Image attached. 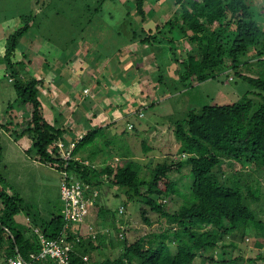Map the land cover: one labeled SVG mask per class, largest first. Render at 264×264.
I'll return each mask as SVG.
<instances>
[{
  "label": "trees",
  "instance_id": "16d2710c",
  "mask_svg": "<svg viewBox=\"0 0 264 264\" xmlns=\"http://www.w3.org/2000/svg\"><path fill=\"white\" fill-rule=\"evenodd\" d=\"M111 1L110 4L114 5L115 1L119 7L125 8L119 0ZM104 2L100 0V9ZM164 4L176 6L179 12L162 25L152 23L149 12L153 7L160 8ZM133 5V11L125 8L123 15H117L113 10L109 14L117 15L119 22L130 21L129 36L122 42L148 47L147 52L153 54L158 74L161 73L156 82L165 88L167 94L186 92L224 72L232 73L252 91L232 104L189 110L184 119L172 123L174 138L179 145L176 155L180 156L170 163L157 164L146 176H140L143 168L123 154H117L113 167L106 164L100 170L92 165L96 156L94 153L88 154V165H84V161H76L75 155L80 149L90 146L101 135L100 129L87 132L76 144L73 159L68 162L66 170L87 184L92 192L97 191L94 198L88 195L93 199L90 209L95 207L97 213L95 238L91 234L83 236L80 230L72 234L71 226L64 229L66 222L60 209L50 214L47 221L37 218L31 206L16 193L8 191L0 171V258L19 256L29 262L31 254L40 252L38 235L32 231L33 228L23 227L15 221V217L24 212L26 217L31 218L32 227L45 238L66 237L67 242L72 244L70 264H87L85 257L110 245L118 253L117 256L91 264H194L196 259L209 264H240L241 257H227L226 254L229 250H236L234 241H243L250 231L255 233L257 240L264 239L263 221L246 206L240 191L228 186V177L219 176V172L215 171L220 162L264 167V30L257 22L251 2L133 0ZM28 31L29 26L25 25L8 37L3 57L16 100L24 108L25 118L28 119L20 136L28 138L30 148L27 152H33L36 161L60 171L63 163L61 155L52 149V144L62 138L65 129L52 125L46 119L40 92L43 80L24 75L21 68L25 63L30 65V61L25 55H22L21 61H14L18 41ZM179 41L188 45V50L183 47L180 55L176 44ZM243 69L250 74H243ZM122 71L123 68L120 74ZM162 72L169 76L165 77ZM135 89L122 94L115 88L107 90L106 94H110L115 101L118 99L119 107H122L123 100L120 98L127 99L133 94L131 90ZM133 100L135 98L131 97ZM133 104L131 111L139 112L156 103L152 99L149 106L144 102L134 101ZM15 132V138L20 137ZM184 166L192 178L190 194L186 199L182 195L185 186L177 184L185 180L181 174ZM147 169L149 167L145 166L144 170ZM173 170L182 177L172 180L170 173ZM107 189H117L114 197L124 194L128 205L137 206L145 225L151 226L149 213H153L165 219L168 226L160 233L142 236L130 243L125 229H122L123 221L116 223L115 213L101 202V196H107ZM173 197L182 198L183 202L176 211L169 213L166 207ZM247 197L246 200L253 201L250 195ZM128 205L117 209L118 216L124 214ZM101 227L106 228L104 232L99 230ZM108 230H112L110 235ZM230 237L232 240L228 242ZM247 262L255 264L256 259ZM32 264L56 263L46 259Z\"/></svg>",
  "mask_w": 264,
  "mask_h": 264
},
{
  "label": "rangeland",
  "instance_id": "374dc122",
  "mask_svg": "<svg viewBox=\"0 0 264 264\" xmlns=\"http://www.w3.org/2000/svg\"><path fill=\"white\" fill-rule=\"evenodd\" d=\"M111 2V0H105L102 10L99 8L100 0H0V171L5 178L8 191L19 195L27 205L33 206V209L42 207L41 213L47 214L46 211L48 210L56 212L60 209L58 200L60 173L57 168L45 166L36 161L33 152H27L30 148V144L27 142L28 138L20 136L22 130L26 128L25 123L28 119L25 118L24 108H21L16 100L13 84L9 78V69L3 60L7 47L6 41L18 29L25 25L29 26V31L18 41L14 61H21L23 59L22 55H25L26 59L30 61V65L25 63V66L21 67L23 74L43 80L40 92L43 95L44 114L51 123L56 116L57 119L70 111L75 112V117L79 118V111L84 112L88 107L90 111L96 109L94 113L96 111L103 112L102 107L98 106L97 102L102 97H106L107 94L100 96V89L92 88V84H90L92 82L91 75L96 80L100 73L104 72L107 73L109 79L112 77L111 72L116 68L117 70L122 68L133 69L137 72L136 76L139 79L137 84H139L140 89L137 90V87L135 90H131L135 97L132 94L129 99L134 97L136 103H142L144 100L142 99L144 88L145 90L149 89L150 82L155 84L153 90L158 91V93L152 95L158 98L154 99L156 104L153 107H145L141 113L143 117L137 119L136 122L141 125L160 118V124L157 126L160 127L161 133L156 132V130L144 129V127L127 131L124 127L125 134L122 136L115 134V132L112 135L107 131L99 137L101 140L100 149L109 158L112 159L117 154L129 156L130 159L143 168L140 171V176H146L157 164L170 163V161H175V158L177 159L180 156L176 155L179 145L174 138L172 123L184 119L186 112L189 110L199 111L206 106L232 104L252 91V88L239 78H234L232 73L224 72L214 79L193 86L186 92L182 90L178 91L177 94H168L166 97H162L165 95L166 90L156 83V77L152 78L150 76L152 70L155 69L153 65L155 60L151 56V52L146 51L147 46L137 44L130 47L123 46V48H120L121 50L114 52V44L125 39L124 26L118 27L115 25L116 17L117 15H123L125 8L132 10L134 5L133 0H119L125 7L123 9L115 1V6L112 5L113 3L110 4ZM249 2H251L252 11L257 22L264 30V0H249ZM112 10L117 12L116 16L109 14ZM178 12L176 6L164 4L160 8L153 7L149 15L152 16V21H158L162 25ZM176 44L178 55H180L183 47L188 50V45L185 42L179 41ZM69 53L72 54L70 57L67 56ZM50 67H53V70L59 68L61 72L57 75L53 74L52 70L49 71ZM81 67H83V74L80 73L79 75L78 70ZM162 73L165 77L169 76L168 73ZM242 73L245 75L250 74L244 69ZM79 77H81L80 85H87L84 91H82L83 87L79 89L80 86H78L74 90L70 86V83L78 80ZM133 82L134 80L129 81V85ZM124 88H127V86ZM124 88L121 93L125 92ZM156 88L159 89L156 91ZM106 90L108 89L105 88L101 93ZM55 91L57 92L55 93ZM89 94L93 97H89V106H87L81 99H85L86 95ZM106 98L107 106L109 104L115 105L118 102V99L114 100L115 103H112L109 101L110 97L107 96ZM50 100L51 103L59 107L58 111L61 114L58 111L51 110V107L47 104V101ZM81 106L85 108L81 109ZM106 108H110L107 111H112L113 116L118 118L119 121L126 119V113L129 112L125 107L111 109L112 106H109ZM87 113L89 114V111ZM105 117L106 121L104 119L100 121L106 125L110 120L107 114ZM54 125L58 127L56 124ZM15 131L20 137L15 138ZM79 137L82 139L84 133H80ZM20 144L22 148L19 146ZM146 146H149L151 150H145ZM114 163L115 159H113V162L111 161L112 165ZM235 163L231 165L228 162H220L215 171L219 172V176L222 174L224 177H228V186L237 188L240 191L244 196L246 206L264 223V208H261L264 207V167L254 165L249 167L246 164ZM104 165L102 161L101 163L97 162L96 169L100 170ZM145 166H148L149 169L144 170ZM181 174L185 176V180L183 182L182 180L181 182L178 181L177 184L180 187L181 185L185 186L182 195L183 199H186L190 194L192 178L186 166H184ZM182 175L173 170L170 173V178L177 180ZM116 191L117 189H107V196H101V202L107 204L117 216L116 218L123 221L122 229H125L130 243L142 236L149 237L160 233L164 227L168 226L165 219H161L153 213H149L152 220L151 226L145 225L139 213L140 209L132 204L128 205L124 194H119V198L114 197ZM249 195L253 198V201L246 200ZM247 198L249 199V197ZM170 202L166 210L173 213L182 204L183 200L179 197H173ZM125 204L128 205L127 209L123 215L118 216L117 209ZM95 211V207L90 209V214L87 217V221L89 218L88 223L92 225L95 221ZM24 216L25 212L17 215L15 220L21 221ZM246 234L249 236H246L243 241L239 239L234 241L236 244L235 251L229 250L227 253L225 251L227 257H232V255L233 257H241L242 262L240 264H248L249 259H256L255 264H264V239L259 238L257 240L255 233L251 231ZM231 240V237L227 239L228 242ZM111 248L112 245L95 250L92 252L90 259L87 260V264L101 262L107 258H115L118 253ZM194 264L209 263H203V261L196 259Z\"/></svg>",
  "mask_w": 264,
  "mask_h": 264
},
{
  "label": "crops",
  "instance_id": "0c3cea01",
  "mask_svg": "<svg viewBox=\"0 0 264 264\" xmlns=\"http://www.w3.org/2000/svg\"><path fill=\"white\" fill-rule=\"evenodd\" d=\"M152 23H156L157 25H160L159 23H158V21H151ZM122 24H124V26H125V37L124 38H126V37H128L129 36V32H130V29H129V24H130V21H122V22H119V21H116L115 22V25L116 26H118V27H120V25H122ZM127 34V35H126ZM119 41V40H118ZM122 43V44H121ZM135 44H132V45H127V44H124L122 41L120 42L119 41V43H117V44H114V47H113V49H114V52H117L118 51V49L119 48H123V46L124 47H130V46H134ZM146 51H148V49L146 50ZM149 53V52H148ZM151 54V56L153 57V54L152 53H150ZM72 54L71 53H69V54H67V56H71ZM101 57H103L102 55H101ZM77 58V57H76ZM154 64V66H155V62H153ZM61 64V63H60ZM93 64H94V62H93ZM94 67H96L95 65H93ZM41 69V68H40ZM54 68L53 67H50V69H49V71H53V74H59L60 72H61V69H59V68H57L56 70H53ZM68 71V70H67ZM82 71H83V67H81L79 70H78V72H79V75H80V73H82ZM119 71H121V69L120 70H117V68H116V70H114V71H112L111 72V76L112 77H110L109 79H110V81H109V79H108V77H107V73H100V75L97 77V79L96 80H94L93 78L94 77H92V75H91V77H90V79L92 80V82L90 83V84H92L91 86H92V88L93 89H100V96H103V95H105L106 94V91L104 92V93H101V91L102 90H104L105 88H107L108 90H113V89H119L120 91L125 87V86H127V88H124L125 89V92H127V90H128V92H130L129 90L130 89H135V88H137V90H139L140 89V87H139V84H137L138 83V81H139V79H138V77L136 76L137 75V72L136 71H134L133 69H127V68H123V71L121 72V74H120V72ZM83 74V73H82ZM90 75V74H89ZM105 75V76H104ZM121 75V76H120ZM70 76V75H69ZM150 76L152 77V78H158L159 77V74H158V70L156 69V66H155V69H153L152 70V72H151V74H150ZM59 78V77H58ZM80 78L81 77H79V79L78 80H74V81H72L71 83H70V86L72 87V89H74V90H76L75 88L76 87H78V86H80L79 87V89H81L82 87V91H84V89H86V86L87 85H80ZM135 78V79H134ZM94 80V81H93ZM131 80H134V82L131 84V85H129V81H131ZM65 82V81H64ZM131 83V82H130ZM157 83V82H156ZM141 85H142V83H140ZM150 84H151V86H150V88L149 89H146L145 90V88H144V95H145V97H144V95H143V98L142 99H144L142 102H144L145 103V105L146 106H149L150 105V103L152 102V99H155L154 98V94H156V93H158V89L159 88H156V91L157 92H155L153 89L155 88V84H153L152 82H150ZM91 86L90 85H88V87L89 88H91ZM66 87H67V85H66ZM68 87H69V85H68ZM87 87V88H88ZM130 87V88H129ZM143 87V86H142ZM161 88L162 89H164L165 90V88H163L162 86H161ZM160 88V89H161ZM161 89V90H162ZM91 91V90H90ZM57 91H55V93H56ZM122 92V91H121ZM82 94V93H81ZM122 94H124V93H122ZM149 94H151V96H149ZM153 94V95H152ZM41 95H42V93H41ZM99 95V94H98ZM168 94H167V92L165 91V95H163L162 97H166ZM43 96V95H42ZM92 95L91 94H89V95H86V98L85 99H81L83 102H84V104H87V106H89L88 104V99H89V97H91ZM108 96V98H109V101L110 102H112V103H115L114 102V98H111L112 96L109 94V95H107ZM106 96V97H107ZM133 96H134V94H133ZM149 96V97H148ZM93 97V96H92ZM106 97H102L101 99H100V101L99 102H97V104H98V106H100V107H102V109H103V112H99V111H96L95 113H94V111L96 110H94V111H90V109H89V107H88V109L87 110H84V112H81V111H79L80 113V117L79 118H76L75 116H76V113L75 112H69L68 114H66V115H61L62 117H58L57 119H56V117H55V120H52V125L53 124H56L59 128H64L65 129V132L63 133V135H62V138H60V139H62V140H64L66 143H68V141H70V140H74V139H79L78 137L80 136V133H84V135L87 133V132H89V131H93V130H95V129H100L101 130V135H104V133L105 132H110L112 135H114V132H115V134H119L120 136H122V135H124L125 134V130H124V127H126V130L127 131H132V130H130L129 128H128V126L129 125H133V130H136L137 128H140V129H142L141 127H144V129L146 128L147 130H156V132H158V133H161V131H160V127H158L157 125H159L160 123H159V119L160 118H156L155 119V121H153V122H147L146 124L145 123H143V124H141V125H139V123H137L136 121H137V119H139V118H142L143 117V115H141L140 113H142V110L143 109H140L139 110V112H134L133 110L131 111V109H132V107H131V105H134L133 103H134V100H133V102L131 101V99L128 101L127 99H129L130 97H128L127 99H125V98H123V97H121L120 99L121 100H123V106H122V108L123 107H126V106H129V108H127L128 110H129V112H127L126 114V116H127V118L126 119H121L120 121H119V119L118 118H116L115 116H113V112L112 111H107L108 109H110V108H106V107H109V106H112V108L111 109H114L115 107H116V109H118V107L121 105L120 103H119V101L118 102H116L115 103V105H113V104H109L108 106H107V104H106ZM135 97V96H134ZM149 98V99H148ZM158 99V98H157ZM92 103V102H91ZM47 104H49V106L51 107V110H55V111H58V109H59V107L58 106H56V105H54L53 103H51V100L50 101H47ZM79 105H80V103H79ZM43 106H44V103H43ZM61 106V105H60ZM83 106H85V105H83ZM54 107H56V108H54ZM85 107H82L81 106V109H84ZM106 108V109H105ZM119 108H121V107H119ZM72 111H74V110H72ZM89 111V114L87 113ZM59 112V111H58ZM107 114V116L109 117V122L105 125V123L104 124H102L101 123V119H104L105 120V116H106V114ZM59 114H61V112H59ZM111 114V115H110ZM139 114L141 115V116H139ZM103 115H105V116H103ZM125 120V121H124ZM106 121V120H105ZM112 124V125H111ZM120 128V129H119ZM120 131H119V130ZM100 135V136H101ZM80 140V139H79ZM17 141V140H16ZM28 142V141H27ZM19 146H21V148H22V145L20 144ZM100 146H101V140L99 139V137L98 138H96L95 140H94V142L90 145V146H87L86 145V147H83V148H81L80 149V151L78 152V154H76L75 155V159L79 162H81V161H84V162H88L89 163V160H88V154L89 153H94L96 156H95V158H94V162H93V166L96 168V166H97V162H100L101 163V161H102V164L104 165H110L111 164V161L112 160H110V158H107V154H105V152L103 151V150H101L100 149ZM147 147H149V146H147ZM150 148V147H149ZM149 148H147V150H149ZM22 150V149H21ZM151 150V149H150ZM24 151H26V149H24ZM107 153V152H106ZM116 158H118V156H114V159H116ZM113 159V158H112ZM113 162V161H112ZM37 164H39V163H37ZM59 188H60V184H59ZM88 195H90V194H87V196ZM58 200H59V207H60V210L62 211V209H63V203H62V201H61V199H60V189H59V191H58ZM29 206H31V205H29ZM32 208H33V206H31ZM39 207H36V209H34L35 211L33 212V214H36V217L37 218H39V219H41L42 221H47V219H49V217H50V214H52V213H54L53 211H51V210H48V211H46V213L47 214H45V213H41L42 212V207L41 208H39ZM96 212V211H95ZM21 214V213H20ZM89 214H90V210H89V213H88V215L86 216V218H85V220L83 221V223H81V224H76V225H71V228L70 229H72V234H74V233H76L78 230H80L81 232H82V235L83 236H89L90 234L92 235V236H95V237H97L96 235H97V231H96V229H98L97 227H98V225H97V223H96V218H97V213H95V221H94V223H93V225L92 224H90V223H88V221H89V218H88V221H87V217L89 216ZM19 215V214H18ZM36 218V219H37ZM16 221V220H15ZM19 225H21V226H23V227H29V228H33L32 229V231L34 232L35 230H37V229H34V227H32V225H31V218H28V217H26V214H25V216H24V218H22V220L21 221H16ZM119 222V219L118 220H116V223H118ZM37 223H39V222H37ZM117 225V224H116ZM118 226V225H117ZM105 227H101L99 230L100 231H105ZM91 230L92 231H94V232H92L91 233ZM38 231V230H37ZM39 232V231H38ZM35 233V232H34ZM112 233V230H108V234L110 235ZM76 235V234H75ZM91 256V255H90ZM90 256L89 257H85L86 258V260H89L90 259ZM3 260L4 259H2V258H0V264H2V262H3Z\"/></svg>",
  "mask_w": 264,
  "mask_h": 264
},
{
  "label": "built area",
  "instance_id": "2783aa9c",
  "mask_svg": "<svg viewBox=\"0 0 264 264\" xmlns=\"http://www.w3.org/2000/svg\"><path fill=\"white\" fill-rule=\"evenodd\" d=\"M262 59L264 60V55ZM128 128L132 129V125H129ZM80 140L74 139L66 143L64 140L59 139L52 144V149H56L60 153L63 162L60 165L59 173L60 199L63 203L62 215L66 222L64 229L69 228L71 225L81 224L88 215L90 207L93 205L92 197L97 196V191L92 192L87 184H84L74 174L66 170L68 162L73 159L72 153L76 144ZM83 164L88 165V162H84ZM87 194H90L92 197H88ZM120 213H122V210H120ZM34 232L38 235L40 252L38 254H31L29 262H25L19 256H15L14 258L4 259L2 264H32L35 261L46 259H51L56 264H70L72 244L67 242L65 236L62 235L56 239H47L37 230Z\"/></svg>",
  "mask_w": 264,
  "mask_h": 264
}]
</instances>
